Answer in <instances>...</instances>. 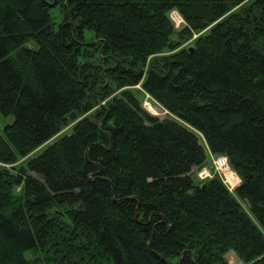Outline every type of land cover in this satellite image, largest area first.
<instances>
[{"label":"trees","instance_id":"obj_1","mask_svg":"<svg viewBox=\"0 0 264 264\" xmlns=\"http://www.w3.org/2000/svg\"><path fill=\"white\" fill-rule=\"evenodd\" d=\"M0 113V264H264V0H0Z\"/></svg>","mask_w":264,"mask_h":264},{"label":"rangeland","instance_id":"obj_2","mask_svg":"<svg viewBox=\"0 0 264 264\" xmlns=\"http://www.w3.org/2000/svg\"><path fill=\"white\" fill-rule=\"evenodd\" d=\"M176 17H175V16ZM169 18H170V20H171V22L173 23V25H174V27L176 28V29H178V30H180L181 28H183V26H184V22H183V20L180 18V16H179V14L176 12V11H173V12H171L170 14H169ZM179 20L180 19V23L178 22H176V20ZM177 20V21H178ZM195 37H197V35H195ZM190 45V42L189 43H186L185 45ZM28 47H33V44L32 43H29L28 45H27ZM137 88H139V87H137ZM140 98L142 99V107L150 114V115H152V116H155V117H157V118H159V119H163V118H165V116H166V114H167V112L166 111H164L158 104H156L154 101H152V99L149 97V96H147V95H144V94H142V95H140ZM152 106V107H151ZM13 120H14V118H13V116H9V117H4L1 113H0V134H1V132H2V130H3V128L6 126V125H9V124H11L12 122H13ZM67 130V131H66ZM66 133V132H68V129H65V130H63L62 132H61V134L62 133ZM60 134V135H61ZM55 139V138H54ZM54 139L53 140H51L50 142H48L47 144H49V143H52L53 141H54ZM46 144V145H47ZM43 149V147L42 148H40V149H38V150H36L35 151V153H33L32 155H31V157L32 156H34L35 154H37V153H39L41 150ZM41 153V152H40ZM214 157L215 156H211V155H209V157H208V160H207V162H206V164H205V166L202 168V169H200V170H195V174H196V176H198V173L200 172V171H203V173H205V175L207 176L208 175V177H206L205 179H203L202 181H204V180H206V179H209V177H211L212 178V176H214V175H217L219 178H221V180L222 181H224L225 182V184L227 185V188L230 190V191H232L238 184H239V178L236 176V174L231 170V172L232 173H230V175L229 176H227L226 175V171H222V170H219L218 168H217V166H216V159H214ZM224 172V173H223ZM29 175H31V176H33V177H35V175L33 174V173H29ZM201 181V180H200ZM226 259H227V261H228V263L229 264H242L238 259H237V257L235 256V254L234 253H232V252H229L227 255H226Z\"/></svg>","mask_w":264,"mask_h":264},{"label":"built area","instance_id":"obj_3","mask_svg":"<svg viewBox=\"0 0 264 264\" xmlns=\"http://www.w3.org/2000/svg\"><path fill=\"white\" fill-rule=\"evenodd\" d=\"M214 159H216V166H217V168L219 170L226 171V172H228V170H231L230 167H229V164H228V161H227V158L226 157L215 156ZM197 177H198L199 180L202 181L203 179H205L206 177H208V175L206 176L205 173H203V171H200L198 173V176ZM209 178H211V177H209ZM224 184H225V182H224Z\"/></svg>","mask_w":264,"mask_h":264},{"label":"water","instance_id":"obj_4","mask_svg":"<svg viewBox=\"0 0 264 264\" xmlns=\"http://www.w3.org/2000/svg\"><path fill=\"white\" fill-rule=\"evenodd\" d=\"M54 4L50 5V6H53ZM190 51H192V48H190ZM69 119L71 121H75L76 120V115L74 113H71L70 116H69ZM202 187H205V184L202 186Z\"/></svg>","mask_w":264,"mask_h":264},{"label":"bare ground","instance_id":"obj_5","mask_svg":"<svg viewBox=\"0 0 264 264\" xmlns=\"http://www.w3.org/2000/svg\"><path fill=\"white\" fill-rule=\"evenodd\" d=\"M174 16H175V15H174ZM175 17H176V16H175ZM177 20H178V19H177ZM177 20H176L177 23H178V22H179V23L181 22L180 19H179L178 21H177ZM227 161H228V160H227ZM230 173H232L231 170H228V172L226 173V175L229 176Z\"/></svg>","mask_w":264,"mask_h":264}]
</instances>
